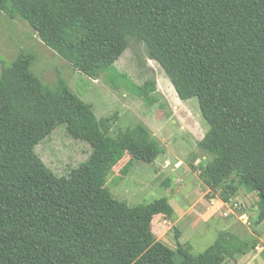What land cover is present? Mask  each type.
<instances>
[{
	"label": "trees",
	"instance_id": "obj_1",
	"mask_svg": "<svg viewBox=\"0 0 264 264\" xmlns=\"http://www.w3.org/2000/svg\"><path fill=\"white\" fill-rule=\"evenodd\" d=\"M0 9L79 72L152 102L154 79L135 84L115 67L131 40L143 43L178 98L198 101L208 125L196 143L200 178L224 202L256 193L254 221L264 220V0H0ZM34 58L20 51L0 70V264H222L257 246L227 230L198 254L177 231L175 250L155 240L153 217L174 216L168 198L129 205L105 184L126 154L125 174L153 162L159 140L141 124L110 134L112 117H97L60 76L44 84ZM58 125L92 149L68 176L34 151Z\"/></svg>",
	"mask_w": 264,
	"mask_h": 264
},
{
	"label": "rangeland",
	"instance_id": "obj_2",
	"mask_svg": "<svg viewBox=\"0 0 264 264\" xmlns=\"http://www.w3.org/2000/svg\"><path fill=\"white\" fill-rule=\"evenodd\" d=\"M20 51L35 55L30 70L44 84L54 88L60 76L81 100L92 106L97 117H112L110 134L141 124L159 140L163 151L153 162L134 161L125 174L120 168L129 158L126 154L115 164L105 184L114 198L129 205L168 198L174 216L153 217L151 229L155 240L175 250L177 231L178 241L191 254H198L214 241L219 231L227 230L241 238L254 236L257 246L243 255L226 258L222 264H264V220L254 221L256 193L239 189L224 202L220 188L213 190L203 182L199 173L205 156L196 143L208 125L200 115L198 101L195 97L178 98L167 74L148 58L143 43L131 40L115 67L135 84L154 79L152 102L137 96L122 80L117 81L115 88L105 75L92 79L79 72L63 55L42 42L38 29L0 9V70ZM91 150L89 143L73 138L64 125L56 126L34 147L35 153L58 176H68L72 168L88 158ZM175 259L180 260L179 255Z\"/></svg>",
	"mask_w": 264,
	"mask_h": 264
},
{
	"label": "crops",
	"instance_id": "obj_3",
	"mask_svg": "<svg viewBox=\"0 0 264 264\" xmlns=\"http://www.w3.org/2000/svg\"><path fill=\"white\" fill-rule=\"evenodd\" d=\"M214 203H217V201H215Z\"/></svg>",
	"mask_w": 264,
	"mask_h": 264
},
{
	"label": "built area",
	"instance_id": "obj_4",
	"mask_svg": "<svg viewBox=\"0 0 264 264\" xmlns=\"http://www.w3.org/2000/svg\"><path fill=\"white\" fill-rule=\"evenodd\" d=\"M242 216H243V215H242ZM242 216H241V217H242Z\"/></svg>",
	"mask_w": 264,
	"mask_h": 264
}]
</instances>
